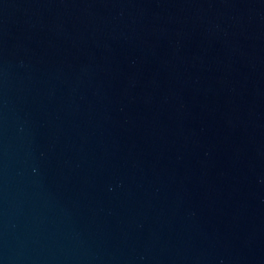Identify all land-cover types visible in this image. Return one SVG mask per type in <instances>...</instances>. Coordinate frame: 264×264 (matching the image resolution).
<instances>
[{
  "label": "water",
  "instance_id": "water-1",
  "mask_svg": "<svg viewBox=\"0 0 264 264\" xmlns=\"http://www.w3.org/2000/svg\"><path fill=\"white\" fill-rule=\"evenodd\" d=\"M0 264H264V0H0Z\"/></svg>",
  "mask_w": 264,
  "mask_h": 264
}]
</instances>
